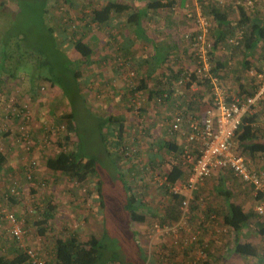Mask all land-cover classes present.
Returning a JSON list of instances; mask_svg holds the SVG:
<instances>
[{"label":"rangeland","instance_id":"1","mask_svg":"<svg viewBox=\"0 0 264 264\" xmlns=\"http://www.w3.org/2000/svg\"><path fill=\"white\" fill-rule=\"evenodd\" d=\"M52 1L0 0V39L4 41L0 54H6L4 61L0 59V153L7 158L0 173V255L9 256L14 242L23 253L33 249L48 264H54L55 240L74 238L85 242L96 236L105 259L115 258L121 264H150V254L154 253L160 264H180L185 250L194 254L203 247L207 259L197 264L208 262L233 232L224 226L223 215L208 213V207L221 205L224 209L230 200L250 205L254 211L257 202L249 185L230 173H225L224 183L220 184L215 174L200 185L192 205L199 218L192 224L190 219L189 227L192 231L199 227L201 231L195 245L182 249L176 245V235L156 232V225L163 229L175 224L166 225L160 220L173 193L164 184L168 163L174 160L183 166V136L167 134L168 125L180 109L194 106L189 104L192 99L199 98L200 112L211 100L209 85L195 82L198 64L185 35L196 31L198 15L208 19L201 8L210 3L227 10L229 19L237 22L238 6L252 18H263L264 0H191L190 9H182L180 1L174 0L169 12L177 19L186 17L195 29L186 31L182 25L176 26L169 38L180 44L178 55L158 66V70L153 65L118 61V15L104 25L96 24L92 17L93 10L103 7L107 0H71L70 6L60 0L51 7ZM208 21L212 37L218 29L215 22ZM244 30L235 26L229 36L238 45H221L213 52L215 61L227 63L218 78L230 95L252 93L264 81V44L246 55L242 48ZM153 36L160 43L168 41L166 35ZM79 39L92 46L93 54L88 59L84 60L73 47ZM152 48L155 51L158 47ZM119 68L122 72L118 74ZM183 73L195 76L192 88L177 84ZM143 85L144 90H136ZM159 90L167 98L159 100L152 94ZM68 114L73 115L75 127L74 137L70 138L66 124L59 122ZM255 115V127L264 136V104ZM112 118L126 126L120 149ZM166 141L178 145V153L160 149ZM73 149L85 160H95V172L82 183L46 167L49 158ZM245 158L254 171H264V156L255 161L248 155ZM183 179L185 175L182 183ZM127 187L138 201L136 210L147 216L145 226L151 235L147 243L141 241L137 224L124 209ZM222 189L229 198L218 194ZM179 194L184 196L185 192L181 190ZM48 204L53 207V217L46 235L41 236L37 224ZM9 214L16 216L25 231L21 242L9 234ZM208 222L212 224L210 228L204 226ZM252 223L263 224L264 219L255 217ZM261 250L264 253V243Z\"/></svg>","mask_w":264,"mask_h":264},{"label":"trees","instance_id":"2","mask_svg":"<svg viewBox=\"0 0 264 264\" xmlns=\"http://www.w3.org/2000/svg\"><path fill=\"white\" fill-rule=\"evenodd\" d=\"M49 1V0H48ZM66 4L71 5V0H66ZM58 3H61L60 0L52 1L51 7H55ZM54 5V6H53ZM175 5L174 0H159L156 2H152L149 5V8L153 11L159 9H172ZM3 6V4L1 5ZM46 6V5H45ZM43 7V12H48L47 6ZM237 11L239 14L237 22H233L229 19V14L227 10L221 9L216 4L210 3L208 6L201 8L202 12L204 11L207 14L211 21L215 22L217 26V33H215L211 38L212 40V48L215 51L217 47L221 46L225 41L229 40V36L233 35V29L235 26L240 28H244V37H243V52L246 55H250L254 52L260 44H264V22H261L258 19L250 17L247 11L241 7H237ZM132 11V7L126 4L118 3L116 0H107L106 4L98 9H94L92 12L93 21L96 24L104 25L109 23L113 16L128 13ZM137 17V13L133 11L130 16L131 19ZM49 31H52L51 29ZM4 41L0 39V44ZM73 47L76 52H78L82 58L88 59L93 54L92 46L82 39L77 40L73 43ZM0 57L1 61L6 59V54ZM3 63V62H2ZM213 69L212 73L219 77V73L223 71L227 63L215 61V57H212ZM247 64V63H246ZM246 69V68H245ZM180 74V72L178 73ZM195 79V76H192ZM158 82V86H160ZM207 84V83H206ZM189 87V85H188ZM144 85L142 87H138L136 90L141 91L144 90ZM157 98H162L164 91L159 90L155 93ZM251 93H245L242 95H248ZM264 104V103H263ZM257 121V116H245L242 120V124L238 128L233 138L235 150L241 153L244 157L246 155L252 161L257 160L259 157L264 156V141L262 138L264 136L261 134L262 132L255 127V123ZM59 122H64L67 127V131L70 136H73L74 132V123H73V115L68 114L60 117ZM111 124L116 125L114 129V135L117 138L116 146L118 149L122 147V143L125 137L126 126L121 123L120 120L112 118ZM74 137V136H73ZM102 140L105 142L104 137ZM160 149H164L169 151L170 153H178L180 150L179 146L173 142L166 141L161 144ZM7 163V158L4 154L0 153V173L3 171L5 165ZM168 171L166 173V183L168 185H175L178 181H180L184 175L185 170L180 163H176L174 160L168 163ZM46 167L52 172H59L63 174L70 175L77 179L79 183L87 180L88 175L95 172V160L94 159H84L79 151L73 149L68 152H61L58 155L49 158L46 161ZM219 173H230V171L219 172ZM224 183V178L221 179ZM128 198L125 203V211L128 213L130 219L133 222L144 223L147 220V216L136 210V205L138 201L135 195L130 194L131 188L127 187ZM220 196L225 198H229V193L225 190H220L218 192ZM98 197L101 198V190L98 189ZM184 196L181 194H171V199L169 203L165 207L164 215L160 217L161 223L164 224H172L176 222L180 216V205ZM261 199L260 196L255 197L256 201ZM11 200V199H10ZM100 205H102L101 200H99ZM228 208L226 213L223 215L222 220L224 226L228 229L233 230L234 232H238L241 228L247 224L252 223L255 219L256 215L252 211H245L244 208L232 201H228ZM53 207L51 204H48L45 211L42 212L41 220L37 224L38 233L41 236H45L47 231L46 227H48V222L52 219ZM264 224V223H263ZM262 223H259L258 230L261 235H264V226ZM14 240V239H13ZM14 248H12L9 256L0 255V264H29L28 256L23 253L22 249H18L15 247L14 242H12ZM55 249V258L54 264H107L108 261L103 256V246L100 240L96 236H91L88 241L81 242L76 239L64 240L57 239L54 242ZM234 252L241 257L248 258H256L258 255V249L252 246L250 243H242L237 241L235 244ZM109 260H115V258H111Z\"/></svg>","mask_w":264,"mask_h":264},{"label":"built area","instance_id":"3","mask_svg":"<svg viewBox=\"0 0 264 264\" xmlns=\"http://www.w3.org/2000/svg\"><path fill=\"white\" fill-rule=\"evenodd\" d=\"M197 29L193 35H185L191 43L197 61L196 83H207L211 88V100L205 107L198 110L199 101H189L194 106L184 107L178 111L168 125L167 134L174 135L181 133L183 136L184 148L182 151V162L186 170L183 183L178 181L175 185H168L166 177L164 184L172 189V194L185 192L184 199L180 205V216L172 226L160 229L156 225L157 234L176 235V245L182 249L195 245L201 234L199 227L193 231L190 229L192 205L196 193L205 180L216 172L230 171L235 179L241 183L248 184L255 197L260 196L257 202L255 213L264 219V171H254L248 160L235 150L233 138L236 131L242 124L245 116H254L256 109L264 103V81H260L258 88L248 95H230L220 84L218 76L212 73L213 48L210 39V25L205 16L198 15L196 20ZM242 38V34L239 39ZM237 40V39H236ZM238 45V41L229 39L222 44V47ZM258 78H262L258 75ZM191 75L183 73L178 78L179 86L190 88L195 82ZM167 98L164 93L162 98ZM205 104V103H204ZM9 222V234L21 242L25 231L21 223L13 214L6 216ZM211 222L204 226L211 227ZM185 252V251H184ZM28 256L29 264H48L42 259L39 253L33 249L24 250ZM197 256L189 264H197L198 261H206L207 254L205 247L198 248Z\"/></svg>","mask_w":264,"mask_h":264},{"label":"crops","instance_id":"4","mask_svg":"<svg viewBox=\"0 0 264 264\" xmlns=\"http://www.w3.org/2000/svg\"><path fill=\"white\" fill-rule=\"evenodd\" d=\"M159 0H118V3L126 4L132 7V11L128 13L118 14V61H125L128 64L138 65V66H154V70H158V66L164 65L166 62L170 61L172 56L178 55V51L180 50L179 43L171 42V34L174 33L177 25H182L186 31H193L195 27L186 19V17H182V19H177V16L172 12H169V9H159L153 11L149 8L150 3L156 2ZM178 1V0H176ZM181 8H187L189 1L191 0H179ZM186 3V4H185ZM185 6V7H184ZM190 9V7L188 6ZM136 12L137 17L131 19L130 16L132 13ZM261 22H264V17L258 19ZM158 31V32H157ZM156 33L159 35L158 37H166L168 41L164 43V39L161 41L156 40L153 34ZM195 33V30H194ZM142 42V43H139ZM157 45V49L153 51L154 48L151 49L152 46ZM148 50L150 52H148ZM215 52V51H213ZM214 56V53H213ZM122 69H118V74L121 73ZM160 76V75H159ZM161 78H166L164 75ZM253 93V92H252ZM197 97V96H195ZM199 101V98H198ZM182 143H184L182 141ZM218 174L220 184L222 178H225V173L216 172L213 175ZM212 175V176H213ZM233 176V175H232ZM237 180V179H236ZM244 184V183H243ZM248 185V184H247ZM250 187V186H249ZM250 189H252L250 187ZM258 202V201H256ZM221 205H212L208 207V213H212L217 217H221L227 211L228 205L224 206V209L220 208ZM245 211L249 212L250 205H241ZM257 206V204H256ZM255 205H254V214L255 213ZM142 211H146L142 208ZM195 211L193 210V216L191 217V224L193 220L198 221L199 217H196ZM145 215V214H144ZM209 217V216H208ZM257 218H260L256 215ZM196 218V219H195ZM261 219V218H260ZM195 223L197 224V222ZM144 223H137V235L141 239L142 242L147 243V241L151 238L150 233H148V229ZM255 225L257 229L254 228ZM258 224L247 223L245 224L240 231L232 232L230 236L227 237L224 245L221 249L217 248L218 251L212 253V256L209 257V261L202 264H264V253L261 250L262 244L264 243V235H261L258 230ZM264 226V224H263ZM249 227H253L251 230ZM264 229V228H263ZM157 238V237H156ZM154 240V236H153ZM242 243H250L252 246L258 249V255L256 258H248L241 257L234 252L236 242ZM218 243V242H216ZM226 244L228 247H226ZM215 246V244H214ZM220 246V245H219ZM216 248V247H215ZM190 249V247H189ZM195 250V249H194ZM196 254V250L195 253ZM194 254L190 252V250H185L184 252V260L182 259V263L180 264H189V262L194 258ZM150 264H160L158 259L154 253L151 255ZM111 259V258H109ZM107 258V264H121L119 260H109ZM176 264V263H175Z\"/></svg>","mask_w":264,"mask_h":264}]
</instances>
